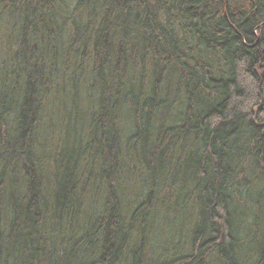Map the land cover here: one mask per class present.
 <instances>
[{
    "label": "trees",
    "instance_id": "16d2710c",
    "mask_svg": "<svg viewBox=\"0 0 264 264\" xmlns=\"http://www.w3.org/2000/svg\"><path fill=\"white\" fill-rule=\"evenodd\" d=\"M0 264H264V0H0Z\"/></svg>",
    "mask_w": 264,
    "mask_h": 264
}]
</instances>
